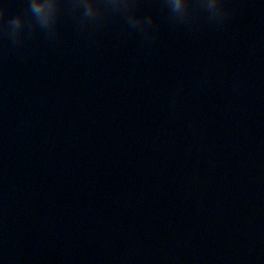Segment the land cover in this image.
Segmentation results:
<instances>
[{
	"label": "water",
	"instance_id": "95a60500",
	"mask_svg": "<svg viewBox=\"0 0 264 264\" xmlns=\"http://www.w3.org/2000/svg\"><path fill=\"white\" fill-rule=\"evenodd\" d=\"M0 16V264H264V0Z\"/></svg>",
	"mask_w": 264,
	"mask_h": 264
},
{
	"label": "clouds",
	"instance_id": "9594fccd",
	"mask_svg": "<svg viewBox=\"0 0 264 264\" xmlns=\"http://www.w3.org/2000/svg\"><path fill=\"white\" fill-rule=\"evenodd\" d=\"M0 18H2V16H0Z\"/></svg>",
	"mask_w": 264,
	"mask_h": 264
}]
</instances>
